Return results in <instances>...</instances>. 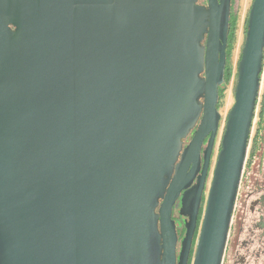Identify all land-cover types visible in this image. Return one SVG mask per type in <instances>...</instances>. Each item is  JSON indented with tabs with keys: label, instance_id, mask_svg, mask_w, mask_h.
<instances>
[{
	"label": "water",
	"instance_id": "95a60500",
	"mask_svg": "<svg viewBox=\"0 0 264 264\" xmlns=\"http://www.w3.org/2000/svg\"><path fill=\"white\" fill-rule=\"evenodd\" d=\"M198 2L0 0V264H177L181 194L178 264H223L262 87L264 0L201 221L232 0Z\"/></svg>",
	"mask_w": 264,
	"mask_h": 264
},
{
	"label": "rangeland",
	"instance_id": "374dc122",
	"mask_svg": "<svg viewBox=\"0 0 264 264\" xmlns=\"http://www.w3.org/2000/svg\"><path fill=\"white\" fill-rule=\"evenodd\" d=\"M254 0H232L231 3V16L233 14H236L237 16V27L235 31V38L233 40V47L231 52V65H232V77L230 82L227 84V87L223 94L220 96L219 99V111L222 115V119L220 122V129L217 136V142L214 148L212 163L210 167V173L207 180V186H206V193H205V201L203 204V212L206 206V198L209 193V189L212 183L213 178V171L215 167V163L217 160V155L220 150V144H221V138L226 126V120L227 115L229 111L231 110L232 106L235 103V90L237 85V79H238V64L241 59L242 50L244 47V43L247 36V22L250 14V9L252 7V3ZM203 3H206V0H202ZM207 4V3H206ZM264 94V72L262 75V87H261V93L258 100L257 110H256V117L254 120V125L252 129V135L249 145V151L247 154V160L249 158V155L251 153V147H252V137L256 133L257 128V122H258V116L261 109V103L262 98ZM246 160V162H247ZM256 168V177L264 179V154L259 158H255L253 161V166ZM251 168V167H250ZM246 168V176L250 177L254 174L253 169ZM258 170H260L258 172ZM249 172V174L247 173ZM264 184V183H263ZM248 184H244L242 188V194L245 195L248 193ZM256 195H264V187L257 192ZM182 208V205H178V212L180 213V209ZM247 214L244 217V230L243 234L241 236V243L244 241L248 243L247 248L242 250L243 254L247 255V264H264V207L259 208L256 210V212H251V210L247 209ZM176 214H178L176 212ZM203 215V214H202ZM195 250V248H194Z\"/></svg>",
	"mask_w": 264,
	"mask_h": 264
},
{
	"label": "flooded vegetation",
	"instance_id": "af4514ba",
	"mask_svg": "<svg viewBox=\"0 0 264 264\" xmlns=\"http://www.w3.org/2000/svg\"><path fill=\"white\" fill-rule=\"evenodd\" d=\"M201 5H207V0L206 3H203L202 0H199L198 2ZM232 17V16H231ZM230 17V18H231ZM231 21V19H230ZM206 37L203 41V44L206 43ZM198 125L192 130V132L190 133V135L188 136V138L185 140V145H184V149L185 147L189 144L190 140L192 139L196 129H197ZM208 139H206L205 141V145L203 147V151H202V160L201 163L203 165V153L204 150L206 148V145L208 143ZM217 142V140H216ZM216 145V144H215ZM182 160V155L179 156L177 163L179 164ZM192 165L190 168L187 169V174H190L192 171ZM176 173V170H175ZM201 174V169H199L196 174H195V178L193 181V185H195L197 183L198 177ZM247 183V179L246 177L242 179V183L240 185V190H239V195H238V199L235 205V211H234V215H233V221H232V225H231V230H230V235H229V240H228V244H227V248H226V252H225V257H224V261L223 264H247L248 260H247V255L242 253V250H244L245 248H247L248 243L247 242H243L241 243L240 241V236L243 234V230H244V217L243 215L247 214V202L249 201V195L245 194L243 195L242 192V188L243 185ZM163 202V199H160V203ZM178 205H182V194L180 195L179 199L177 200V203L174 207V219L176 220L177 223V231H178V244H177V256H178V263H179V256L182 250V242L183 239L186 235V223L188 220V216L186 215H182L178 212ZM264 207V196H262L260 198V200H258L255 204L254 207ZM176 212L178 214H176ZM239 214H243L242 216H240V222L239 225H237L238 223V219L239 217L237 215ZM197 240V239H196ZM194 252V249H193ZM193 252H192V257L190 260V263L192 261L193 258ZM177 263V264H178Z\"/></svg>",
	"mask_w": 264,
	"mask_h": 264
},
{
	"label": "trees",
	"instance_id": "16d2710c",
	"mask_svg": "<svg viewBox=\"0 0 264 264\" xmlns=\"http://www.w3.org/2000/svg\"><path fill=\"white\" fill-rule=\"evenodd\" d=\"M248 25V22H247ZM237 27V16L236 14H233L230 21V30H229V36H228V47H227V67L225 72V81L220 86V96L225 91L227 84L230 82L232 77V65H231V52L233 47V40L235 38V31ZM258 122H257V128L256 133L252 137V147H251V153L249 155V158L246 162V168H249L252 164L255 158L261 157L264 154V94L262 98L261 103V109L258 116ZM246 176V169L244 173V178ZM203 214V208L200 215V221ZM198 237V232L195 237V243L196 239Z\"/></svg>",
	"mask_w": 264,
	"mask_h": 264
},
{
	"label": "crops",
	"instance_id": "0c3cea01",
	"mask_svg": "<svg viewBox=\"0 0 264 264\" xmlns=\"http://www.w3.org/2000/svg\"><path fill=\"white\" fill-rule=\"evenodd\" d=\"M252 166H253V164L250 166L251 168L250 167L249 168L250 169H253L254 174L252 176H250L249 178L246 177V179H247V183L246 184H248V188H249L248 189V193H247V195H249V198H248L249 201L246 204H247V209L249 207V209L251 210V212H256L257 209L262 208L260 206H257V207H254L253 208V206H255L256 202L258 200H260V198L262 196H264V195H256L257 192L260 191L264 187V184H263L264 183V179L257 178L255 176L256 175V171H255L256 168H255V166L254 167H252ZM259 171L260 170H258V172ZM247 173L249 174V172H247ZM242 215L241 214L237 215L239 217L237 225H239V223H241L240 222V216H242ZM245 216L246 215H243V217H245ZM241 236H240V240H241Z\"/></svg>",
	"mask_w": 264,
	"mask_h": 264
},
{
	"label": "built area",
	"instance_id": "2783aa9c",
	"mask_svg": "<svg viewBox=\"0 0 264 264\" xmlns=\"http://www.w3.org/2000/svg\"><path fill=\"white\" fill-rule=\"evenodd\" d=\"M244 173H245V170H244ZM244 178V174H243V177H242V179ZM241 183H242V181H241Z\"/></svg>",
	"mask_w": 264,
	"mask_h": 264
}]
</instances>
